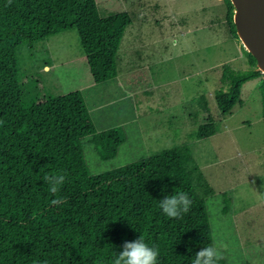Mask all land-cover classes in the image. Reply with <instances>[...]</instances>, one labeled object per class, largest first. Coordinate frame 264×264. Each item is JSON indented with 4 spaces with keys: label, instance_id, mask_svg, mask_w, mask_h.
<instances>
[{
    "label": "trees",
    "instance_id": "obj_1",
    "mask_svg": "<svg viewBox=\"0 0 264 264\" xmlns=\"http://www.w3.org/2000/svg\"><path fill=\"white\" fill-rule=\"evenodd\" d=\"M224 1L237 37L234 8ZM132 21L127 11L102 16L96 0H0V264H114L125 243L140 236L158 250L157 264H192L213 245L205 197L214 191L189 147L91 174L82 140L90 137L98 156L112 159L126 139L122 128L97 130L80 90L57 95L39 73L20 71L23 47L76 30L94 82H109ZM244 52L250 69L222 65L214 98L224 115L243 104L242 85L261 75ZM259 91L264 116V77ZM206 120L192 138L216 133L212 117ZM177 192L187 193L192 204L170 218L160 202Z\"/></svg>",
    "mask_w": 264,
    "mask_h": 264
},
{
    "label": "rangeland",
    "instance_id": "obj_2",
    "mask_svg": "<svg viewBox=\"0 0 264 264\" xmlns=\"http://www.w3.org/2000/svg\"><path fill=\"white\" fill-rule=\"evenodd\" d=\"M154 1L157 6L152 4L136 10L131 8L129 0H96L102 16L122 11L132 15L136 26H142L139 40L145 41L141 44L148 45V49L130 54L126 64L119 62L116 79L85 91L90 107H97L93 110L94 124L100 129L101 126L106 129L119 126L126 136L117 155L108 160L98 156L90 137L82 140L83 154L91 174H100L182 146L190 148L195 164L207 176L218 172L211 164L214 158L224 159L225 173L233 169L238 173H242L243 168L247 170L245 165L242 168L236 156L238 148L249 149V152L252 149L249 156L264 163V151L260 149V145L264 147L263 104L259 87L255 86L264 74L261 72L242 85L243 104L235 107L231 116L224 115L217 108L214 98L215 90L222 86V65L227 64L235 70L250 69L242 43L230 32L224 7L216 2L210 6L213 8L211 14H202L201 10L207 7L209 0ZM172 11L181 12L180 16L172 15ZM177 26L183 27V37L176 35ZM129 34L127 30L120 45L123 49L118 57L121 56L122 60L131 45ZM43 43L45 50L41 53L39 45L21 49L20 71L22 74L39 73L52 93L64 94L68 85V63L64 61L81 52L78 33L76 30L65 31ZM47 58L58 65L65 63V67L57 68L54 74L45 66ZM139 64L142 67L136 66ZM79 70L78 67L75 69L76 72ZM209 116L214 120L217 132L204 139L192 138L197 126L205 123ZM261 165V171L252 183H240L238 191H242V195L239 204L257 199L253 185H258L264 192V164ZM227 177L234 179L235 172L231 171V178ZM239 180L235 179L236 182ZM210 199L206 202L216 240L220 227L219 210L218 204ZM244 223L243 236L247 242L241 251L231 253L226 264H263L264 243L257 244L256 241L264 238V213L249 211ZM230 224L233 225L231 221Z\"/></svg>",
    "mask_w": 264,
    "mask_h": 264
},
{
    "label": "crops",
    "instance_id": "obj_3",
    "mask_svg": "<svg viewBox=\"0 0 264 264\" xmlns=\"http://www.w3.org/2000/svg\"><path fill=\"white\" fill-rule=\"evenodd\" d=\"M129 2L131 3V8L136 9V10H141L143 8H147V7L151 6L152 4L157 6V4L155 3L154 0H129ZM216 2L218 3L219 6L222 5V7H224L225 12H226L227 8H226V4H225L224 0H209L207 7H203L201 10L202 14L203 13H208V14L210 13L211 14V11L213 10V8H211L210 6H211V4H214ZM180 13L181 12H179V11H176V12L172 11V15H175L177 18L180 16ZM132 19H133V21L127 27L128 29L126 28V31L129 30V33H130L129 34L130 35L129 36V39H130L129 42H131V45L129 46V49L126 52V54L124 56L122 54L123 60H122L121 56L118 57V63L120 62V63L126 64V63H128L127 59L131 58L130 54L134 55V54L140 53L142 50H143V52H145L148 49V45L145 46V45L141 44V42H145V41L139 40L138 33L140 32V29L142 28V26L140 24L136 26L135 19L134 18H132ZM205 21H206V19H205ZM167 26H169L168 23H167ZM177 29H178V31H180V33H178V31H176L177 32L176 35L180 34V36L183 37L184 36L183 27L177 26ZM126 31H125V33H126ZM175 33H174V35H175ZM43 42H46V40H44L40 44H38L39 45L38 48L40 49V53H41V51L45 50V47H44L45 43H43ZM122 42L123 41H121V43ZM174 42H177V41L174 39ZM122 49H120V47H119L118 55L122 51ZM239 50H241V49L239 48ZM243 51H244V47H243ZM47 61H48V63H45V66L52 69L54 74H56L57 68L65 67V63H68V65H67L68 85L66 86L64 92L66 93V92H70L72 90H80L82 92L84 98H85L87 107L89 109L90 115H91L92 120H93L94 119L93 110L94 109L96 110L97 107H90L89 102H88L87 97H86V94H85V91L88 90L89 88H90L89 90H92V89L94 90V88L101 86L103 83L96 84L94 82L92 75L89 71V67L87 66L86 58H85V55L82 51V48H81V52L74 54L73 58H69L68 60L64 61L65 63H62L61 65H58L57 62H50L49 58H47ZM118 63H117V66H118ZM136 66L142 67V64H139ZM77 67L80 69L78 72L75 71V69ZM132 67H134V64L132 65ZM69 68L72 69V71L69 70ZM128 68H131V67L128 66ZM117 74H118V72H117ZM55 76H57V75H55ZM116 77H115V79H116ZM260 83L261 82H259V81L256 82L255 86L258 88ZM143 89H146V86ZM241 106H239V107H241ZM166 111L167 110H165L164 112H166ZM171 114H173V113H171ZM232 114L233 113H231L230 115H227V116H231ZM262 117H263L262 122H264V116L262 115ZM174 118L175 117H172V119H174ZM94 125L97 128V130H99V131L106 129V128H102V126L100 129V128H98L99 126L97 127L96 124H94ZM250 125H251V123L248 124V126H250ZM107 128H110V127H107ZM250 130H251V128H250ZM249 133L252 134V131H249ZM260 146H262V147H260V149L264 151L263 145H260ZM250 150L251 151L249 152V149L238 148L236 151V156H238V158L240 159L239 161L241 163L242 168L244 167V165L247 168V170H244V168H243L242 173H238L235 169L228 170L227 173L223 172L226 170V168H225L226 162L223 161L224 159L218 160V159L214 158L211 160L212 161L211 164L218 171L215 173L216 175L209 174V176H207V175L203 174L206 181L208 182L209 186L214 191L213 194H210V195L205 197V205H206L207 212H208V204L206 201L207 200L209 201V199L211 197L213 199H210V200H214L218 204L217 210H219L218 218L220 219V227H219L218 231L216 232V240L213 236L211 225H210V228H211V233H212V238H213V245H215V247L217 248V250L221 256V258L219 259L220 262H222L221 264H226V260L230 259L231 253L234 251H239V249L241 251L244 244L247 242L246 238H244V236H243L244 224H245L244 218L246 217V213L249 211L250 212L259 211V212L264 213V192L259 190L258 185H253V190L256 191V193H257V199L253 200V201L244 202L243 204H239V202H241L240 199H241V195H242V191H238V188L241 186L240 183H242V182H245V183L251 182L252 183L253 180L256 178V175L259 174L261 171V168H262L261 164H264L262 162L256 161L255 157H250L249 154L253 153L252 149H250ZM231 171L235 172V178L234 179H228V177H227V176H229V178H231L230 177ZM237 178L240 179L239 182L235 181V179H237ZM208 216H209V214H208ZM209 221H210V219H209ZM230 221L233 224L232 226L230 224ZM256 243L257 244L264 243V238L257 240ZM226 251H228V253H229L228 255L226 254ZM241 258H242V255H241L240 259Z\"/></svg>",
    "mask_w": 264,
    "mask_h": 264
},
{
    "label": "clouds",
    "instance_id": "obj_4",
    "mask_svg": "<svg viewBox=\"0 0 264 264\" xmlns=\"http://www.w3.org/2000/svg\"><path fill=\"white\" fill-rule=\"evenodd\" d=\"M45 180L49 179L46 175ZM63 182V177H60V183ZM50 192H57V187L49 189ZM60 200H54L53 203H59ZM192 204L191 199L187 193L177 192L174 195H169L167 199L160 202V207L165 215L170 218L180 217L182 214L177 211L182 206V213H187ZM159 252L145 243L144 237L133 243H125L124 250L120 253L119 257L114 260V264H157V257ZM221 258L215 245H209L199 251L192 264H218Z\"/></svg>",
    "mask_w": 264,
    "mask_h": 264
},
{
    "label": "water",
    "instance_id": "obj_5",
    "mask_svg": "<svg viewBox=\"0 0 264 264\" xmlns=\"http://www.w3.org/2000/svg\"><path fill=\"white\" fill-rule=\"evenodd\" d=\"M236 34L264 74V0H230Z\"/></svg>",
    "mask_w": 264,
    "mask_h": 264
},
{
    "label": "bare ground",
    "instance_id": "obj_6",
    "mask_svg": "<svg viewBox=\"0 0 264 264\" xmlns=\"http://www.w3.org/2000/svg\"><path fill=\"white\" fill-rule=\"evenodd\" d=\"M241 43H242V45L245 47V48H247L246 46H245V44L241 41Z\"/></svg>",
    "mask_w": 264,
    "mask_h": 264
}]
</instances>
